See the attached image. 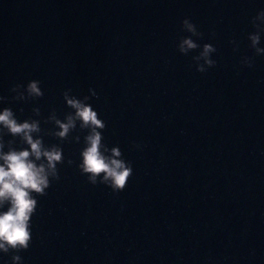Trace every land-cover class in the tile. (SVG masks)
I'll list each match as a JSON object with an SVG mask.
<instances>
[{"label": "water", "instance_id": "1", "mask_svg": "<svg viewBox=\"0 0 264 264\" xmlns=\"http://www.w3.org/2000/svg\"><path fill=\"white\" fill-rule=\"evenodd\" d=\"M65 95L131 166L123 190L81 171L79 120L54 134ZM0 97L62 152L28 248L0 264H264V0H0Z\"/></svg>", "mask_w": 264, "mask_h": 264}, {"label": "clouds", "instance_id": "2", "mask_svg": "<svg viewBox=\"0 0 264 264\" xmlns=\"http://www.w3.org/2000/svg\"><path fill=\"white\" fill-rule=\"evenodd\" d=\"M183 27L189 32H195L194 25L185 18ZM259 37L251 36L253 45ZM196 44L189 38L181 41V52L195 48ZM214 49L211 45H204L201 53L205 58ZM261 51L257 49V52ZM211 64L212 61L206 60ZM203 71L202 68L198 69ZM39 81L30 80L25 86V91L30 96H40ZM15 90V89H14ZM3 97H0L2 100ZM86 99V98H85ZM68 106L75 111L66 117L64 122L55 120L58 131L54 134L64 138L69 130L79 120L82 128L90 129V134L85 137V147L80 152V169L88 174V179L95 182L96 176L103 173L102 181L107 182L114 191L123 190L127 178L132 173V168L119 159L120 151L111 149V155H105L101 145V133L98 128H103V122L97 119V113L90 105L76 98L65 95ZM0 129L13 136H19L27 147L19 150L9 148L4 151L0 142V252L9 249H27L31 240L30 218L35 212L37 195H43L49 187V177L56 176V164L62 160L61 149L52 146L45 148L40 137L33 138L32 133L38 132L37 121H17L9 107L0 108ZM43 158V159H41ZM70 163V162H69ZM12 260L20 261L19 255H14Z\"/></svg>", "mask_w": 264, "mask_h": 264}]
</instances>
